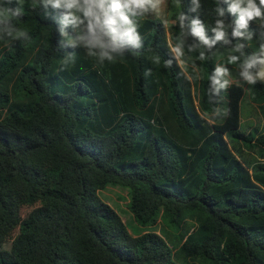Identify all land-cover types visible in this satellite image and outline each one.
<instances>
[{
	"label": "trees",
	"instance_id": "trees-1",
	"mask_svg": "<svg viewBox=\"0 0 264 264\" xmlns=\"http://www.w3.org/2000/svg\"><path fill=\"white\" fill-rule=\"evenodd\" d=\"M168 1V16L138 18L136 54L99 64L76 49L65 67L61 14L22 0L11 23L27 38L0 39V264H264V123L242 115L247 94L264 115V83L246 87L235 41L189 51L179 15L210 34L218 0ZM244 43L241 61L259 52ZM218 65L233 77L216 94ZM110 188L160 231L133 234Z\"/></svg>",
	"mask_w": 264,
	"mask_h": 264
},
{
	"label": "clouds",
	"instance_id": "clouds-1",
	"mask_svg": "<svg viewBox=\"0 0 264 264\" xmlns=\"http://www.w3.org/2000/svg\"><path fill=\"white\" fill-rule=\"evenodd\" d=\"M161 2L162 0H39L49 17V8L61 14L57 29L62 37L60 44L73 49L65 53V67L74 63L76 49H82L99 64L114 62L117 57L128 52L136 54L143 48L138 18L155 13ZM200 8V0H191L190 12L198 13ZM23 11L22 0H15V6L13 0H4L0 4V39L27 38V33L17 30L11 23V18H22ZM215 11L217 19L210 34L199 15L189 17L186 12L179 15V27L185 31L186 37L192 38V43L188 45L189 51L200 48L211 51L218 43L232 45L235 41L233 51L241 55H232L229 60L239 63L240 78L249 85L264 83V0H218ZM228 16L233 17L230 22ZM253 22L257 24V31L250 27ZM228 29H231L230 34ZM254 36L259 43V52L241 61L246 47L244 41L251 40ZM179 51V46L173 49L174 54ZM199 58H206L204 51L200 52ZM151 72L152 69H148L145 76L151 75ZM225 75L227 69L218 65L213 73V85H218L216 94L228 85L227 80L219 79Z\"/></svg>",
	"mask_w": 264,
	"mask_h": 264
},
{
	"label": "rangeland",
	"instance_id": "rangeland-1",
	"mask_svg": "<svg viewBox=\"0 0 264 264\" xmlns=\"http://www.w3.org/2000/svg\"><path fill=\"white\" fill-rule=\"evenodd\" d=\"M168 6H169V1L168 0H162L159 8L155 12L156 14L160 16H168ZM173 11V9H172ZM233 76L230 74H227L222 77L223 80H229ZM229 84V81H228ZM244 84V82H243ZM246 87H250L253 85H249L245 83ZM224 102L220 105V111L222 113H225L228 108L227 104V99L224 98ZM256 105L252 101L251 97L249 94L246 95L244 102H243V110H242V115H243V123H244V128H248V131L251 130V124H255L254 127L258 126L259 124L261 125V129L263 128V123H264V115L259 112L258 115H256L254 112H256ZM260 111V110H259ZM100 195L104 197L105 200L110 202L115 208H117L125 221L128 223V226L131 230V232L135 235H140L143 234L146 231H155L158 230L160 231L159 226H142L141 224L138 223V221L135 218L134 213L130 210L129 207V202H130V197L128 195V192L123 189H116V188H110L106 191L100 192ZM120 195L124 196L125 198L120 197ZM11 247V244H8V248ZM184 264H191L190 262H186L184 260H180Z\"/></svg>",
	"mask_w": 264,
	"mask_h": 264
},
{
	"label": "crops",
	"instance_id": "crops-1",
	"mask_svg": "<svg viewBox=\"0 0 264 264\" xmlns=\"http://www.w3.org/2000/svg\"><path fill=\"white\" fill-rule=\"evenodd\" d=\"M255 104V103H254ZM256 105V104H255ZM255 113V112H254ZM256 115H258V113H255Z\"/></svg>",
	"mask_w": 264,
	"mask_h": 264
}]
</instances>
